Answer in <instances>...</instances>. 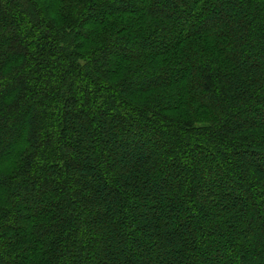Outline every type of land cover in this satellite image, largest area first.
I'll use <instances>...</instances> for the list:
<instances>
[{"label": "trees", "instance_id": "trees-1", "mask_svg": "<svg viewBox=\"0 0 264 264\" xmlns=\"http://www.w3.org/2000/svg\"><path fill=\"white\" fill-rule=\"evenodd\" d=\"M0 264H264V0H0Z\"/></svg>", "mask_w": 264, "mask_h": 264}]
</instances>
